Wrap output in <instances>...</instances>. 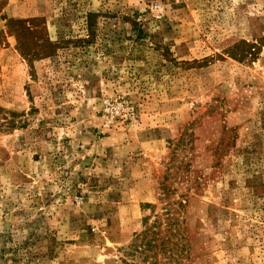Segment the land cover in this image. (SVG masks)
Instances as JSON below:
<instances>
[{"label": "rangeland", "instance_id": "1", "mask_svg": "<svg viewBox=\"0 0 264 264\" xmlns=\"http://www.w3.org/2000/svg\"><path fill=\"white\" fill-rule=\"evenodd\" d=\"M0 264H264V0H0Z\"/></svg>", "mask_w": 264, "mask_h": 264}, {"label": "trees", "instance_id": "2", "mask_svg": "<svg viewBox=\"0 0 264 264\" xmlns=\"http://www.w3.org/2000/svg\"><path fill=\"white\" fill-rule=\"evenodd\" d=\"M92 16H93V15L90 14V15H89V18H91Z\"/></svg>", "mask_w": 264, "mask_h": 264}]
</instances>
